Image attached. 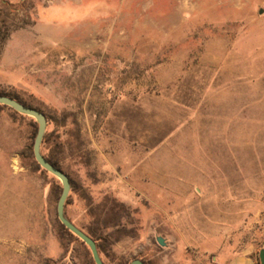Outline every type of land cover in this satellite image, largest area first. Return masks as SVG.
Listing matches in <instances>:
<instances>
[{
	"label": "rangeland",
	"instance_id": "obj_1",
	"mask_svg": "<svg viewBox=\"0 0 264 264\" xmlns=\"http://www.w3.org/2000/svg\"><path fill=\"white\" fill-rule=\"evenodd\" d=\"M0 28V90L47 117L66 215L108 226L106 264L259 260L264 0H0ZM38 128L0 105V264H95Z\"/></svg>",
	"mask_w": 264,
	"mask_h": 264
},
{
	"label": "water",
	"instance_id": "obj_2",
	"mask_svg": "<svg viewBox=\"0 0 264 264\" xmlns=\"http://www.w3.org/2000/svg\"><path fill=\"white\" fill-rule=\"evenodd\" d=\"M0 105L7 106L13 109L14 111L22 115L32 117L37 121L39 128L34 142V148H33L34 157L37 163L47 172L57 177L61 181L63 186V191L57 205L58 218L62 223V225H64L71 233H73L78 238H80L89 247L95 264H105L103 259L101 258L95 240L92 237H90L86 232H84L82 229L77 227L73 222H71L66 215V211H65L66 203L72 188L71 180L63 170L55 167L45 158V156L42 154V149H41L48 125L47 117L43 112L36 110L34 108L27 107L24 104L20 103L19 101L8 96H0ZM158 242L161 246H165V242L162 238H159ZM259 261L260 264H264V249L260 250L259 252ZM130 264H147V263H145L143 260L136 259L132 261Z\"/></svg>",
	"mask_w": 264,
	"mask_h": 264
},
{
	"label": "trees",
	"instance_id": "obj_3",
	"mask_svg": "<svg viewBox=\"0 0 264 264\" xmlns=\"http://www.w3.org/2000/svg\"><path fill=\"white\" fill-rule=\"evenodd\" d=\"M4 35L2 36L1 34V28H0V48L2 46V43L4 39ZM0 96H8V97H11L17 101H19L20 103L24 104L25 106L27 107H30V108H34L36 110H39L41 111L40 109L36 108V107H33L32 105L28 104L27 102L23 101L22 99H20L17 95L15 94H12L10 92H6V91H1L0 90ZM42 112V111H41ZM52 134H46L45 135V140H48L50 139ZM62 144H58V146H61ZM45 158L51 163L53 164L55 167L61 169L59 167V162L53 158L52 156H46L44 155ZM62 170V169H61ZM121 224H120V219H117V223L115 224V227H119ZM66 230H68L64 225H62ZM108 228V226H104L101 230H103V232L105 233L104 230H106ZM69 231V230H68ZM121 231V230H119ZM103 232L101 233L100 232V229H96L94 231H91L90 233H87L90 237H92L95 242L97 243V246H98V249H99V252H100V255L109 247V245L111 244V238H112V235L111 234H103ZM258 263L260 264V261L257 259ZM145 262V261H144ZM105 263V262H104ZM147 263V262H145ZM106 264V263H105ZM148 264V263H147Z\"/></svg>",
	"mask_w": 264,
	"mask_h": 264
},
{
	"label": "crops",
	"instance_id": "obj_4",
	"mask_svg": "<svg viewBox=\"0 0 264 264\" xmlns=\"http://www.w3.org/2000/svg\"><path fill=\"white\" fill-rule=\"evenodd\" d=\"M224 264H259L257 259L252 255L251 252H243L235 255L228 262Z\"/></svg>",
	"mask_w": 264,
	"mask_h": 264
}]
</instances>
